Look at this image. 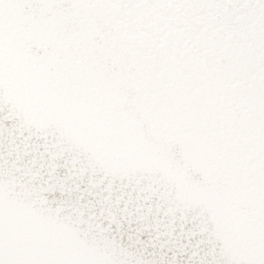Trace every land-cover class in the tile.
Here are the masks:
<instances>
[{
  "label": "snow or ice",
  "instance_id": "6c2138e0",
  "mask_svg": "<svg viewBox=\"0 0 264 264\" xmlns=\"http://www.w3.org/2000/svg\"><path fill=\"white\" fill-rule=\"evenodd\" d=\"M0 264H264V0H0Z\"/></svg>",
  "mask_w": 264,
  "mask_h": 264
}]
</instances>
